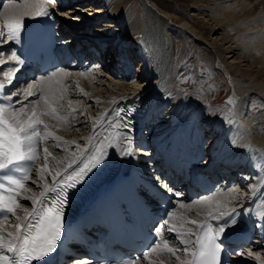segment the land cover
Listing matches in <instances>:
<instances>
[{
	"label": "bare ground",
	"instance_id": "1",
	"mask_svg": "<svg viewBox=\"0 0 264 264\" xmlns=\"http://www.w3.org/2000/svg\"><path fill=\"white\" fill-rule=\"evenodd\" d=\"M95 1L98 0L79 2L83 7L89 5L85 8L89 12L93 8L92 2ZM99 1H104L99 2L103 6L96 9V15L100 17L94 21L84 18L80 21L83 29L82 25L77 26L78 24L69 20L73 18L75 12L69 9L65 2L59 3V0L55 4L46 5H42L39 0H24L23 5L10 4L5 10L0 11V32L5 31L6 22L13 25L19 22L21 27L16 33L18 37L23 33L27 23L40 16L38 13L42 8L51 12L56 11L60 14L61 33L67 42H76L77 46L83 48L97 47L96 42L100 44L97 47V54H100L96 63L98 67L91 70L95 69L94 71L101 74L109 72V76H113L109 80V86L112 87L110 90H107L105 85L102 86L104 81L99 77L95 78L92 72H60L51 81H42L36 87L30 86L36 93V97L41 95L40 89L44 88L46 94L55 98L52 107L56 109L59 106L63 113H70L74 121L80 120L84 114L83 116L90 124L86 128L84 121L78 125L71 124V127L79 128L71 134L70 126L64 124V129L67 127V132L70 134L69 137L73 136L70 141L66 140L67 144L64 143L65 139L60 137L61 135L53 134L61 138L59 141L61 147H53L51 139L48 140L51 143L49 147L53 150H60L59 152L62 151V158L52 153L47 168L49 169L50 164L53 169L49 171L54 173L56 170L62 171L66 168L67 164L75 159L73 153L80 155L77 145L84 146L90 138L94 137L92 145H96L105 136H114L116 132H121L127 133L132 141L131 155L124 151L129 147L126 140H121V143L114 147L105 144V158L88 175L90 180L87 181V177L84 183L71 190L73 191L71 203L67 200L64 206L63 220L67 221L76 214L80 205L73 202L77 198L83 204L85 201L88 203L90 198L97 194L102 184L112 180L121 170L127 169L130 162L135 164L139 161L145 166L155 163L147 156L133 155L134 148L141 147L142 150L146 147L149 151L161 154L169 150V143L176 138H180L182 145L188 140L187 143L191 147L202 149L210 159L211 156L215 155L213 157L215 158L221 151H226L222 157V167L232 166L230 167L232 174L240 173L241 176L239 181L234 182L235 186L227 192H218L201 201L180 204L178 212H174L168 222L170 228H174V235L178 232H186L188 229L198 231L199 228L195 224L188 223L191 220L203 223L205 219H209L217 225V220L224 224L234 215L237 223L226 226V231H233L243 226L247 216L253 218L255 215L263 214L264 185L259 182L264 179V168L261 167L264 163V0H197L195 11L197 15L208 18V29L194 27L199 24H193V26L188 18L180 19L172 16L171 9L156 0H139L144 7L143 18L136 17L133 10L126 11L123 4L127 0ZM69 22L74 25L71 26ZM118 28L122 29V34L114 39L109 31L116 32ZM177 31L183 33L184 36L191 34L200 45L211 47L218 58L215 63L217 73L218 71L223 73L234 88L233 99L236 103L232 104L231 110L227 109L220 116L219 121L207 119L213 110L207 108L206 99L202 100L201 105L198 103L199 99L195 98V92L182 94L184 85L179 81V72L184 67L181 63L183 59L178 60L177 53L173 55L171 48L173 35ZM205 31L216 35L215 40L208 41ZM6 34L5 32V36ZM8 42L9 40H5L4 43H0V53L3 55L8 51ZM3 55H0V59L8 62L10 59L2 58ZM117 64H119L118 67ZM126 73H128L127 76ZM145 76L149 79H143ZM25 95L26 89L24 88L19 98L24 99ZM181 97H184L182 102L179 101ZM34 98L35 96H28L26 103L29 104ZM77 98H81L82 101H77ZM41 103L43 104L42 110H44L46 106L43 101ZM166 103H170V111L163 110ZM88 105L90 107H87ZM114 110H120L119 116L127 122V128L109 130L105 126L107 121L115 122L117 119ZM161 116L164 118L162 123ZM49 117L53 116L49 115ZM52 124L58 125L57 120L52 118ZM47 126V131L50 132L49 125ZM207 126H209L208 135L202 131ZM180 130H188V132L182 134ZM179 131L180 134L177 135ZM79 132L80 137L74 138ZM142 133L149 138L148 141L144 140ZM191 134H194L192 140H190ZM232 141L236 144H232ZM45 143L43 141L40 143L41 157L36 161L39 162L36 163L31 182L25 186L26 189L31 188L32 192L22 190L17 197L19 203H23L24 206L17 209L16 213L22 221L25 212L33 213L37 207L23 197L32 196L34 193L37 198H40V192L43 191L44 182L39 180L37 171L41 167L40 163H44L43 148L47 145ZM68 147H74L76 150L70 151ZM91 151L92 147L89 146V152ZM78 166V164L73 165L74 168ZM45 176L48 184L51 185V176L47 173ZM37 184L41 187L37 188ZM245 186L248 187L243 191ZM80 191L82 192L81 197L79 196ZM47 195L53 194L47 193ZM186 211H190L192 215L187 216ZM217 212H223L224 215L217 218ZM209 213L213 215L210 217ZM29 219L32 217L29 216ZM11 221L12 224L9 221L0 222V233H3L5 240L9 239L8 232L17 231L14 227L17 223L15 217L11 216ZM1 224L7 227L4 228ZM189 239L194 240L195 237H189ZM168 246L177 249L184 247L177 237ZM156 251L166 250L161 244ZM151 254L138 264H156L157 262L158 264H178L175 256L167 252L165 257L158 256L157 260H151ZM7 255L12 254L7 253ZM177 255L181 260L187 259L182 251ZM76 260L77 264L86 262L84 259ZM239 262L241 264H264V246L257 247L255 250L252 247L251 251L239 257Z\"/></svg>",
	"mask_w": 264,
	"mask_h": 264
},
{
	"label": "snow or ice",
	"instance_id": "2",
	"mask_svg": "<svg viewBox=\"0 0 264 264\" xmlns=\"http://www.w3.org/2000/svg\"><path fill=\"white\" fill-rule=\"evenodd\" d=\"M15 2V0H14ZM42 5L55 4L57 0H39ZM24 0H19V5H23ZM2 7V5H0ZM39 15H50L46 9L42 8ZM21 25L17 22L13 25L6 22L5 31L0 32V43L5 40H15L18 42L16 33L20 30ZM5 32L7 33L5 36ZM0 55H3L0 53ZM10 56L15 60V66H9L3 74L7 75L9 85L13 82V75L20 71V66L24 61L16 54L15 51L10 52ZM5 61L0 59V65ZM60 71H63L61 69ZM53 72L50 76L40 77V81H34L32 87H36L42 81H51L56 76ZM83 75V74H82ZM58 83V82H57ZM17 87H21L17 85ZM23 88L26 89V95L36 96L31 87L25 83ZM41 95L37 96L31 104L38 105L43 101L45 109L37 111L32 109L29 114L26 111L27 105L21 101L15 103L21 104L19 108L15 107L12 101L14 92L4 93V84L0 83V222L9 220L11 214L15 217L17 223L14 225L16 232H8L9 239L5 240L3 233H0V264H34V262L43 261L50 253L54 252L57 247V242L61 239L62 230L64 228L63 209L68 200L70 190L76 189L80 184L84 183L88 175L97 167L105 158L104 146L107 143L109 147H114L121 143V140H126L129 147L124 149L126 154L131 155V137L127 133L116 132L114 136H105L96 145H92V139L86 141L84 146L77 145L80 155L76 153L75 157L67 164V167L61 170H56L54 173L49 171L47 163L52 153L48 151V147L43 148L44 165L41 166L37 175L40 181H43V191L40 192V198H37L33 193L32 196L25 195V200H30L31 204L37 206L33 213L25 212L23 221L21 217L16 215L17 209L24 206L19 203L17 197L21 191L32 192L31 188L26 189V182L31 179V172L36 167V161L40 159L41 154L38 151L40 143L47 142L49 139L53 141V147H61L60 137L54 136L47 131V125L43 124L41 116L50 115L58 120L62 117L56 116V109L52 107L54 96L45 93L44 88L40 89ZM83 92V89H81ZM86 95V93H85ZM71 103V102H69ZM228 104H235L234 99H230ZM120 110H114V115L117 117L115 122L109 120L106 122V127L109 130L116 128H127V122L119 116ZM26 116L27 119H22ZM40 125H43L41 129ZM65 144L68 142L65 141ZM89 146L92 151L89 152ZM66 150V149H65ZM78 164V167H73ZM264 168V163L261 164ZM71 169V171H69ZM51 176L52 184L49 185L45 174ZM59 178V179H58ZM34 183H36L34 181ZM264 185V179L259 182ZM41 187L37 184V188ZM171 191V189H168ZM47 193L53 195L48 196ZM234 211V210H233ZM213 214L209 213L211 217ZM223 212H217L216 217L223 216ZM29 216L32 219H29ZM264 219V216H261ZM190 224H195L200 231L188 229L186 232L177 233V238L184 245L183 249L169 247V241L163 240L164 249L167 253L175 256L178 264H222L223 243L222 237L225 234L226 226L235 225L237 223L235 216L226 220L224 224L212 226L207 222L200 223L195 220L188 221ZM169 231H174V228H169ZM189 237H195L194 240ZM156 245L150 248L142 256L128 261L127 264H138L139 260L147 258L150 252L156 251ZM182 251L187 259L181 260L178 252ZM7 253H11L9 256ZM243 255V253H240Z\"/></svg>",
	"mask_w": 264,
	"mask_h": 264
},
{
	"label": "rangeland",
	"instance_id": "3",
	"mask_svg": "<svg viewBox=\"0 0 264 264\" xmlns=\"http://www.w3.org/2000/svg\"><path fill=\"white\" fill-rule=\"evenodd\" d=\"M79 1L81 2L83 0H68L67 3L65 2V4H67V6H69V9H72V11L75 12V14L73 13L74 14L73 18L71 17V19H69V20L73 21L75 24H78L77 26L82 25L81 28L83 29L84 28L83 24L80 23V21L84 20V18H87L89 21H91V20L94 21L98 17H100V15H96V9H99L101 6H103L102 3H99V2H104V1L98 0L97 2L96 1L92 2L91 5L93 6V8L89 12H87L85 10V8H87L89 5H85L83 7ZM156 1L165 5V6H168L171 9V15L172 16L178 17L180 19L188 18L189 20H191L192 25L193 24H199L196 26L193 25L194 27H196V28L201 27V28L208 29L207 28L209 26V25L207 26L208 18H204L203 15H197V11H195L196 10L195 6H197L196 5L197 0H156ZM123 7L126 9L127 12H129L130 10L135 11L134 14L136 15V17L140 16L143 18L144 14H145L144 10H143L144 7H143L141 1H139V0H127V2L123 4ZM174 23H175V21H174ZM69 24L71 26L74 25L71 22H69ZM108 29H109V27H108ZM121 30H120V28H118V30L116 29V32H114V31H109V32L114 36V39H115V38H119V36L122 34ZM78 31H80V30H78ZM205 34H206L205 37L208 41L215 40V38H216V35H213V33L208 34L205 31ZM171 48L173 49V51H172L173 55H174V53H177L176 57L178 60L181 58L183 59V61L181 63L183 64L184 67L179 72V81H180V83L182 82V84L184 85V87L182 89V94L195 92V98L197 97V99H199L198 103L201 105L203 104L202 100L206 99L208 102L207 108H210L211 110H213V112L210 113V116H208L207 119L212 120V121H214V120L219 121L220 116H222V114L225 111H227V109L231 110V107H233L232 104H228L227 102L230 99H233L234 88H233L230 80L227 79V77L223 73H221L220 71H218V73H217V69H215V63L217 62L218 58L215 54V51L207 45H205V46L200 45L197 42L196 38L194 36H192L191 34H189L188 36H186V35L184 36V34L181 33L180 31L175 32V34L173 35V40L171 42ZM117 60H120V58H118ZM119 64H120V62H119ZM119 64H117V67ZM109 70H111V69L109 68ZM121 70L122 69H120V71ZM92 73L95 74L94 75L95 78L99 77V79L104 81L102 86L105 85V88L107 90L112 89V87L109 86V83H110L109 80L113 76L110 77L109 76L110 74H108L109 72H105V73L101 74L99 72L94 71ZM147 78L149 79L148 76H145V78H143V79H147ZM131 85L133 86L134 84H131ZM179 87H181V86H179ZM181 99L179 100L180 102L183 101L184 97H181ZM33 100H31V101H33ZM78 100L80 102L82 101L81 98L80 99L77 98V101ZM180 102H178V103H180ZM26 105L28 106L26 108V111L29 114L31 113L33 108H35L38 112L43 111L42 110L43 109L42 103H40L38 105H34V104L29 103ZM87 107H90V105H88ZM163 110L170 111L171 110L170 103H166L165 106L163 107ZM56 113H58V116L63 118L62 119L63 121H62V120H58V119L52 117L55 120H57L58 125H56V126L52 124V118L49 117V115H43L40 118L43 121V124L49 125V131L51 133L53 132L52 134H55V135L57 134L59 136L61 135L60 137H63L65 139V141L66 140L70 141V139L73 138V136L69 137L71 132H76L79 130V128H77V127H73V126L71 127L70 126L71 124L78 125L84 121L85 122V125H84L85 128L90 126L87 118L83 116L84 114L80 117V120L74 121V119L70 116V113H63V111L59 108V106H58V108H56ZM65 117H67L66 119L69 118L67 120V123H65L66 122ZM70 117H71V119H70ZM21 118L27 119L26 116H22ZM160 119H161V123L164 122V118L162 116L160 117ZM58 121H59V123H58ZM62 123H63V125H62ZM64 124H65V126H67V125L70 126L69 127L70 128L69 129L70 134H69V132H67L68 131L66 129L67 127L64 129ZM61 126H63V127H61ZM42 127H43V125H42ZM204 129L202 131H205V133L208 135L207 129H209V126H207ZM76 134H78V135H75L74 138H78L81 135L80 132L76 133ZM45 145L48 147V151L50 153H55L62 158V155H61L62 151L59 152L60 150H57V149L53 150L52 148L49 147V146H51L50 141H47L45 143ZM68 148H69L68 150H70V151L76 150V148H74V147H68ZM139 148L141 150V147L134 148L133 155L137 154V152L139 151ZM38 151L39 152L42 151V148L40 145H39ZM43 165H44V163H40V166H43ZM51 168L53 169L52 165L49 164V169L52 170ZM31 186H34V185L31 184ZM246 187H248V186H245V188H243V191L246 189ZM239 193H242V192H239ZM238 195H240V194H238ZM183 203L184 202H180V204H183ZM21 205H23V203H21ZM175 212H178V210H176ZM180 212L181 211H179V213ZM186 215L191 216L192 214L190 211H186ZM9 223L12 224L13 222L11 221ZM184 224L186 226L188 225L187 223H184ZM1 226L4 228L7 227V225H2V224H1ZM171 243H169V244H171ZM165 255H166V251H155L154 253L151 254L150 258H151V260H157L158 256L159 257L160 256L165 257ZM156 264H158V262Z\"/></svg>",
	"mask_w": 264,
	"mask_h": 264
}]
</instances>
